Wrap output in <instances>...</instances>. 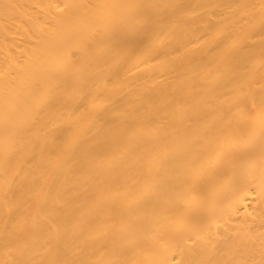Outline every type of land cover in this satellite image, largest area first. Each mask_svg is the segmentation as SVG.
Masks as SVG:
<instances>
[{"label": "bare ground", "instance_id": "bare-ground-1", "mask_svg": "<svg viewBox=\"0 0 264 264\" xmlns=\"http://www.w3.org/2000/svg\"><path fill=\"white\" fill-rule=\"evenodd\" d=\"M0 264H264V0H0Z\"/></svg>", "mask_w": 264, "mask_h": 264}]
</instances>
